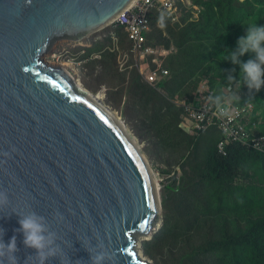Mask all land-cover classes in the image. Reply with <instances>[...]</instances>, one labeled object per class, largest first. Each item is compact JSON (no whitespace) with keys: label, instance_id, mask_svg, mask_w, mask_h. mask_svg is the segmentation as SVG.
<instances>
[{"label":"water","instance_id":"1","mask_svg":"<svg viewBox=\"0 0 264 264\" xmlns=\"http://www.w3.org/2000/svg\"><path fill=\"white\" fill-rule=\"evenodd\" d=\"M131 2L0 0V191L9 201L0 230L5 244L15 235L17 264L36 254L16 231L28 211L64 241L69 264H90L85 248L99 243L114 257L106 264H155L138 250L164 223L148 155L64 64L45 58L55 41L104 29Z\"/></svg>","mask_w":264,"mask_h":264},{"label":"trees","instance_id":"2","mask_svg":"<svg viewBox=\"0 0 264 264\" xmlns=\"http://www.w3.org/2000/svg\"><path fill=\"white\" fill-rule=\"evenodd\" d=\"M193 1L202 6L197 17L190 9L179 19H165L164 28L154 21L147 32V45L174 47L164 62L170 75L150 84L132 53L127 63L132 68L121 69L119 51L111 48L114 35L126 52L133 42L123 26L111 24L95 33L91 45L76 47L83 52L82 59L90 60L84 85L94 93L107 87L108 103L123 112L147 143L151 161L165 163L167 168L158 169L168 182L174 181L163 187L164 223L143 242L146 256L155 264H264V154L237 142L222 153L223 132L218 127L198 132L196 122L178 103L198 99L205 82L217 96L226 93L229 72L239 81V65L224 60L225 49L236 48L247 24L264 25V0ZM95 52L100 56L94 57ZM152 58L148 64L156 66ZM252 58L248 52L239 60ZM232 97L236 104L254 102L256 117L261 112L264 116V86L250 96L239 84ZM174 165L177 175L170 177ZM244 178L251 181L242 196L237 185Z\"/></svg>","mask_w":264,"mask_h":264},{"label":"built area","instance_id":"3","mask_svg":"<svg viewBox=\"0 0 264 264\" xmlns=\"http://www.w3.org/2000/svg\"><path fill=\"white\" fill-rule=\"evenodd\" d=\"M177 2L178 0H135L113 20L116 26L125 27L133 42L131 51H124L120 56L123 60L120 61L121 68H127L131 58L129 53H132L136 59L140 57V60H148L153 56L152 60L156 66L143 69L139 65L144 79L152 85L158 84L163 77L170 75V69L160 62V58L167 56L174 47L167 49L147 45V32L154 21L158 22L161 17L159 15L179 19ZM114 43L113 50H119V38L116 35H114ZM239 84L237 81L231 85V95ZM199 92L200 95L194 102L178 101L185 109V114L196 122L198 132L218 127L224 135L219 142V149L224 154H227V145L231 142L241 143L264 154V132L259 129V121L253 118L254 103L236 104L232 98L218 102L216 90L209 82H205Z\"/></svg>","mask_w":264,"mask_h":264},{"label":"clouds","instance_id":"4","mask_svg":"<svg viewBox=\"0 0 264 264\" xmlns=\"http://www.w3.org/2000/svg\"><path fill=\"white\" fill-rule=\"evenodd\" d=\"M157 23L161 27L164 26L163 15H161ZM236 45L234 50L225 49L224 60L230 61L233 65H239L240 87L246 86L249 95L252 96L254 91H259L264 86V25H258L257 23L247 24L245 35L237 39ZM248 52L253 53L254 58L242 63L239 57ZM226 81L228 85L226 93H222L216 97L218 102L225 98H232L233 100L231 85L236 81V78L229 72ZM239 98V95L235 96V99L239 100ZM257 114H259V111L255 110L253 118L257 119ZM260 131L262 130L260 129ZM3 155L8 156V153L5 152ZM8 203L6 191H0V208L6 207ZM17 215L20 217L18 220L20 227L16 231L23 234L22 243L24 246L35 249L36 253L34 256H28L26 260L31 259L33 264H45L46 260L58 258L60 264H69L68 256L61 247L64 241L55 231L51 230L50 224L44 216L37 214L35 211H28ZM53 219L59 223L63 220V217L59 213H54ZM2 236L3 230H0V264H17V257L14 255L18 251L15 235L11 237L7 244L3 242ZM58 240H60V243H57ZM85 249L90 253V264H106V262H112L114 259L102 243L96 244L94 247H86Z\"/></svg>","mask_w":264,"mask_h":264},{"label":"rangeland","instance_id":"5","mask_svg":"<svg viewBox=\"0 0 264 264\" xmlns=\"http://www.w3.org/2000/svg\"><path fill=\"white\" fill-rule=\"evenodd\" d=\"M184 4H181L183 3ZM187 6V8H183L182 11H179V9L177 8V11H178V14L180 16V18L182 16H185V14L190 10L192 9L193 12H194V18L198 16V13L199 11L202 9V6L201 5H197L194 3L193 0H178L177 2V5H185ZM157 14L159 15V13L157 12ZM161 16V15H159ZM164 16V20L167 19V18H171V17H167L165 15ZM160 19V18H159ZM158 19V21H159ZM111 25V24H110ZM112 25H115V24H112ZM159 25V23H158ZM116 26V25H115ZM160 26V25H159ZM165 26V24H164ZM161 27V28H164ZM152 28V26H151ZM150 28V30H151ZM100 31V30H98ZM98 31L94 32V33H91L89 35H87L86 37L80 39L79 41H72V40H57L55 41V43L53 44L52 46V50L47 53L45 55V58L47 61H49L50 64H54V65H58V64H64L66 66L67 69H69L73 75L75 76L77 82L80 84H82L83 86H85V80L87 79V71L89 70V67L86 65L88 61H90L88 58L86 59H82V54L83 52L81 53L79 50L76 49V47H79V46H85V45H91L92 43V38L93 36L95 35V33H97ZM166 34V33H165ZM159 47L161 46H166V45H158ZM158 46H154V47H158ZM120 49H116V51H119V60L121 62H123L122 60V57L121 54L125 51L124 49L121 48V46L119 45ZM112 49H114L113 47H111ZM85 52V51H84ZM101 53L99 52H95L93 54L94 57H97L98 55H100ZM129 57H131V53H129ZM167 56H163L160 58V62H162L164 64V62L166 61L165 58ZM135 58V57H134ZM137 62V65L136 66H139L142 67L144 66L145 69L149 68V64H148V61H145V60H140V57H137V59L135 60ZM67 65H69L70 67H68ZM128 69L132 68V65L128 66L127 67ZM121 69H124V68H121ZM171 73V72H170ZM209 79V78H208ZM80 84V85H81ZM81 85V86H82ZM87 88V87H86ZM108 89L106 86H103V88L98 92V93H94L92 92L94 95H98L100 94L102 96V99L103 101L105 102V104H107L111 109H113V111L116 113L115 114V117H119L122 119V121L126 124L127 127H129V129L133 132V134L136 136L137 140L139 141V144L141 147L144 148V151L146 152L145 150V146L147 145L146 142H142L140 137L137 135V133L135 132V130L133 129V127L130 125L129 122H127V119L125 117V115L123 114L122 111L118 110L117 108H115L112 104L108 103ZM136 140V139H135ZM146 154L148 155V153L146 152ZM149 157V156H148ZM150 159V158H149ZM150 162H151V166H152V169H153V172L156 176V181L159 183V187H160V197H161V201L163 203V199H164V192H163V187L165 186V184H173L174 181H169L168 182V178L167 176H165L163 174V172L161 170L158 169V167H163V168H167L166 164L163 163V162H158L156 165L151 161L150 159ZM174 169H172L174 172L171 173L170 177H176L177 173H176V169L178 168L177 165H174L173 166ZM176 167V168H175ZM170 174V173H169ZM140 240L139 241V244H143V242L145 240H147V238L145 237H140ZM144 247V246H143ZM138 250L139 252L141 253V255L143 254V251L144 249L141 248V246L138 247ZM147 258H149L147 256ZM150 260H152L151 258H149ZM153 261V260H152ZM154 262V261H153ZM155 263V262H154Z\"/></svg>","mask_w":264,"mask_h":264},{"label":"crops","instance_id":"6","mask_svg":"<svg viewBox=\"0 0 264 264\" xmlns=\"http://www.w3.org/2000/svg\"><path fill=\"white\" fill-rule=\"evenodd\" d=\"M226 99V98H225ZM224 100V99H223ZM222 101V100H221ZM261 114H262V112H261ZM259 115L258 116V121H259V123H260V129L261 130H263L264 129V116H262V115ZM250 178H244V179H242V181L241 182H239V184L237 185L238 186V189H239V191L241 192V194H242V196L245 194V192H246V190L247 189H249V185H250ZM262 191L264 192V183H262ZM249 195V194H248ZM250 197H252V196H248V199H250ZM249 204H250V202L248 201L246 204H245V207H248L249 206ZM240 205L242 206L243 205V203L242 202H240Z\"/></svg>","mask_w":264,"mask_h":264},{"label":"bare ground","instance_id":"7","mask_svg":"<svg viewBox=\"0 0 264 264\" xmlns=\"http://www.w3.org/2000/svg\"><path fill=\"white\" fill-rule=\"evenodd\" d=\"M135 2V0H132V2L130 3V5H132L133 3ZM68 67H70L69 65H67ZM77 82V80H76ZM78 85H80L78 82H77ZM92 97L98 102L100 103L112 116L115 117V112L113 111V109H111L107 104H105V102L103 101L102 99V96L100 94L98 95H94L92 94ZM117 119H119L123 124H125L121 118H119L118 116L116 117ZM120 122V123H121ZM126 126V125H125ZM127 127V126H126ZM128 128V127H127ZM130 132V131H129ZM134 138V137H133ZM135 140V139H134ZM158 185V184H157Z\"/></svg>","mask_w":264,"mask_h":264},{"label":"snow or ice","instance_id":"8","mask_svg":"<svg viewBox=\"0 0 264 264\" xmlns=\"http://www.w3.org/2000/svg\"><path fill=\"white\" fill-rule=\"evenodd\" d=\"M142 227H143V225H142Z\"/></svg>","mask_w":264,"mask_h":264}]
</instances>
